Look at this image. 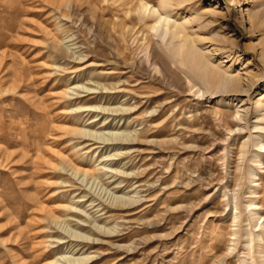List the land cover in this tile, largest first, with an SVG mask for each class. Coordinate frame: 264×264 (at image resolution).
<instances>
[{
	"label": "rangeland",
	"instance_id": "374dc122",
	"mask_svg": "<svg viewBox=\"0 0 264 264\" xmlns=\"http://www.w3.org/2000/svg\"><path fill=\"white\" fill-rule=\"evenodd\" d=\"M172 3L229 86L139 0H0V264H263L264 0Z\"/></svg>",
	"mask_w": 264,
	"mask_h": 264
},
{
	"label": "bare ground",
	"instance_id": "6f19581e",
	"mask_svg": "<svg viewBox=\"0 0 264 264\" xmlns=\"http://www.w3.org/2000/svg\"><path fill=\"white\" fill-rule=\"evenodd\" d=\"M158 4L159 5H157V7L150 6L145 1L139 0L138 9L142 10L144 16L153 17V23L150 25V29H154V31L158 29V31H160L159 35L163 37V39L164 36L166 38L167 37L166 35H168L169 41L167 42V44L169 43V46L171 47L170 49L172 52V56H177L180 59L181 63H186L192 70H194L197 73H200L201 78L204 79V81L211 83V85L216 90L229 86L231 82L229 81L228 78L229 76H227L226 73L221 71L217 66L212 65L207 55L197 48L194 39L188 35L185 24L182 22H176L175 19L171 20V15L169 14V12L171 11L170 9L173 5L172 0H159ZM237 114L238 112L236 111V115ZM238 116L240 117L241 115ZM261 117L264 118V114ZM260 137L261 136H259L257 141L255 142V146L264 149V143L262 142ZM242 145H246V141H244ZM257 157L258 155H255L256 159ZM250 176L255 177L253 171L250 172ZM254 181L255 179L250 180L251 183ZM250 187H252V185ZM258 205L259 204H256L255 202H250L247 205L249 210L248 224L250 225V221H253L254 225L252 227L254 228L256 227L262 228V226L264 227L263 222L259 224V220L262 217V215H260L259 212L257 211V209L260 208V206ZM234 207L236 209L238 208L237 201H235ZM237 218H238V214L235 213L233 219L236 220ZM232 236L236 238L237 231L234 230L232 232ZM245 236H246L245 247L247 249L246 255L249 256V260L243 259L241 264H254V259L253 256L251 255L252 252L254 251L253 250L254 233L251 228L246 231ZM260 236L261 233L257 234V238L259 239L260 242L258 246H256L259 249V251H257L259 255L263 254L262 249L264 247L263 243L261 244V241H263V239ZM255 243L257 242L255 241ZM263 256L264 254L260 255L262 259ZM261 262L264 264L263 260Z\"/></svg>",
	"mask_w": 264,
	"mask_h": 264
}]
</instances>
